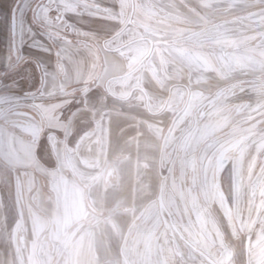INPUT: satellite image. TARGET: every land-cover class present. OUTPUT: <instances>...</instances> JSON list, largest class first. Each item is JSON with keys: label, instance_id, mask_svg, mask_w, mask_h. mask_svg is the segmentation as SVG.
Returning a JSON list of instances; mask_svg holds the SVG:
<instances>
[{"label": "crops", "instance_id": "obj_1", "mask_svg": "<svg viewBox=\"0 0 264 264\" xmlns=\"http://www.w3.org/2000/svg\"><path fill=\"white\" fill-rule=\"evenodd\" d=\"M36 1L13 35L15 0H0V264H177L154 204L133 222L158 191L168 130L190 124L176 106L205 97L168 206L221 264H264V185L247 180L264 144V0H134L132 17L131 0H46L34 14ZM141 37L154 43L143 62ZM234 143L228 203L218 159ZM212 197L235 210L232 241L207 219Z\"/></svg>", "mask_w": 264, "mask_h": 264}, {"label": "flooded vegetation", "instance_id": "obj_2", "mask_svg": "<svg viewBox=\"0 0 264 264\" xmlns=\"http://www.w3.org/2000/svg\"><path fill=\"white\" fill-rule=\"evenodd\" d=\"M17 1H19V3H18V7H19V5L21 4V2L23 0H15L13 7ZM38 1L39 0H37V2L35 3V5L32 9L33 12H35V9L37 8V6L40 3H42L43 1H46V0H42L40 2H38ZM11 12H12V8H11ZM16 20H17V17H16ZM185 37H187V36H183L182 38L184 39ZM205 38H206V36L200 35L197 40L204 41ZM168 41L169 40H162V41H159L157 43H168ZM170 41H171V43H174V42H177L178 39H172ZM210 99H211V97H205L202 100H198V101L193 100L192 105L190 104V101L188 100L187 105L179 104L176 106V110L174 113V115L176 116L175 117L176 120L177 119H180V120L185 119V120H188L189 121L188 123H190V124H188L187 128H185L184 131L181 132L179 134V136H177V137H176L177 130L176 131L174 130L175 131L174 133L172 131V127L168 130V133L165 136L166 138L164 140L163 146L164 147L167 146L168 149L171 148V153L168 157L169 158L168 161L167 160L165 161V164H163V158H162L161 166H160L161 167V177H160L161 180H160L158 191H157L156 195L145 204L143 209L140 210L139 215L136 216V220L133 222L134 224H136L137 221H139L143 217V215L147 212L148 208L154 204L156 206L159 214H160V218H161V222H162L163 227H165L169 231L170 241H171L172 246H173V251H174V254L176 257L177 264H212L197 249L204 251L211 258H213L217 264H221L219 259L215 255H213L210 251H208L206 248H204L201 245V242H199L198 240L191 237L190 234L185 232V230L179 226L180 220L176 216L177 212H175L176 211L175 208H170L168 206V198L170 197L171 194H173V189L171 186V173H176V171H178V169L180 170L181 157H182V155H180V151L183 147L182 144L185 140V135H187L190 132V130L192 129V127L194 126V124L197 120L196 117H198L199 113L202 111L205 104L208 103V101ZM167 100L168 101L166 102V104L170 101V98H168ZM150 101H151V99L148 97L146 99V102L149 105H150ZM170 136L172 138L173 137H175V138L172 139V138H170ZM238 145H239L238 143H234L231 145L224 146V150H223L222 154L219 156L220 158L218 159V162H219L218 170L220 171L219 172L220 175L216 180V186L219 189H222V187H223L221 185V182H222V178L226 175L225 171L226 170L230 171V169H231V171L233 173L234 166L236 168L238 167V162L236 163L234 161V158L236 157V152H237L238 147H239ZM163 154H164V152H163ZM162 157H163V155H162ZM161 184H163V187H164L163 188L164 201H165V204H166L168 210L170 211V214L172 217V218H170L165 212L166 218H167L166 221L164 220V218L161 214V210H160V206H159V202H158V198H157ZM230 189H231V187H230ZM205 212L207 213L206 208H205ZM174 225L178 228L179 232L175 229ZM218 235L220 237H222L223 239H225V237L227 238L226 235H224L222 232L220 233L219 231L216 233V236H218Z\"/></svg>", "mask_w": 264, "mask_h": 264}, {"label": "rangeland", "instance_id": "obj_3", "mask_svg": "<svg viewBox=\"0 0 264 264\" xmlns=\"http://www.w3.org/2000/svg\"><path fill=\"white\" fill-rule=\"evenodd\" d=\"M23 2V1H22ZM21 2V3H22ZM37 2V1H36ZM35 2V3H36ZM24 3V2H23ZM22 3V4H23ZM35 3L33 4V6H32V8L31 9H33V7H34V5H35ZM22 4L19 6V7H17V9H16V17L18 16V11H20V8L22 7ZM52 8H54V6H51ZM49 11H51V10H49ZM34 13V12H33ZM51 13L52 14H54V11H51ZM35 14V13H34ZM36 16H37V14H36ZM36 19V17L34 16V23H36L35 20ZM16 25H17V21H16ZM16 33H18L17 32V29H16ZM16 33H14V35L16 34ZM170 38V37H169ZM168 38V40L170 41V39ZM263 39V38H262ZM123 78H125V77H123ZM122 78V79H123ZM136 90V89H135ZM170 107H168L167 109H169ZM264 136V135H263ZM171 138V137H170ZM258 143V142H257ZM256 147L254 146V149H255ZM257 148H258V150H257V153H258V156H257V158H256V160H255V163H254V165H252V167L254 168V169H252L251 171H252V173H251V175L249 174V176H247L248 177V182L249 183H251V185H257V184H261V185H264V176H262V174H261V172L263 171V173H264V144H261L260 142L257 144ZM167 152H168V147L166 146V147H164V154H163V164H165V161L167 160L168 161V157H169V155H170V153H168V155H167ZM251 165V164H250ZM232 168V167H231ZM109 176H108V179L110 178V176H111V173L109 172ZM225 176L222 178V182H221V185L223 186V190H224V192H225V195H226V198L228 199V203H231L232 202V200H233V198L232 197H234L235 196V194H233L232 193V190H233V187L235 186V183H236V181H235V178H233V176H232V171H231V169H230V171L229 170H226L225 171ZM3 178H4V181H7V177H6V175H4L3 176ZM230 186H231V189H230ZM7 190V186H4V195H5V206H6V208L9 210V212L12 210V203H11V200H9V195L7 194L8 192L6 191ZM221 196V195H220ZM212 201L210 202H208L209 203V205H207V219L208 218H210V224H213L214 225V231L213 232H222V233H224V235H226L227 237H228V239H230V241H232V234H233V223H235V219H234V213H235V210L234 209H232V208H227L226 207V210H227V214H226V216H224V214H223V212H224V209H222L221 210V208H219V206H218V204H217V201L216 200H218L219 198L217 197L216 199H214V197H212ZM139 215V214H138ZM229 215V217H230V220L229 219H227L226 217ZM8 219H10V217H8ZM135 220V219H134ZM159 220H160V218H159ZM229 221H230V224H231V226L230 225H228V223H229ZM115 223V222H114ZM180 223H181V225H182V222L180 221ZM115 227H116V230H114V234L115 235H117V233H118V230H117V225H116V223H115ZM184 227V226H183ZM190 228V227H189ZM236 229H238V228H236ZM188 231L195 237L196 235L198 236V234H197V232L194 230V228H190V229H188ZM125 235V234H124ZM125 237V236H124ZM123 237V238H124ZM196 238V237H195ZM246 240H244L243 238L241 239V241L240 240H238L237 242H233L234 243V245H236L237 246V249H241V248H243L244 247V245H246V242H245ZM239 253V251H237V254ZM226 256V255H225ZM226 257H228V255L226 256Z\"/></svg>", "mask_w": 264, "mask_h": 264}, {"label": "water", "instance_id": "obj_4", "mask_svg": "<svg viewBox=\"0 0 264 264\" xmlns=\"http://www.w3.org/2000/svg\"><path fill=\"white\" fill-rule=\"evenodd\" d=\"M40 1H42V0H39L38 2H40ZM18 3H19V1H17L16 3H15V5H14V7H12V12H11V17H12V20H11V26H12V34L14 35V33H16V8L18 7ZM133 11H134V0H131V17H132V15H133ZM131 22V18H130V20H129V22L125 25V27L129 24ZM124 27V28H125ZM118 33V32H117ZM116 33V34H117ZM116 34H114V35H116ZM142 38H144V39H146V40H148L149 42H150V45H151V47H150V49H149V51L147 52V54L142 58V60H141V62H143L150 54H151V52H152V49H153V46H154V43H153V41H152V39L151 38H149V37H141V38H137V39H135V40H138V39H142ZM135 40H132V41H135ZM131 41V42H132ZM122 47H120V48H117L116 50H119V49H121ZM163 184H161V187H160V189H159V193H158V202H159V206H160V210H161V214H162V216H163V218H164V220L166 221L167 220V218H166V214L170 217V218H172L171 217V214H170V211L168 210V208H167V206H166V204H165V201H164V197H163ZM165 212H166V214H165ZM175 226V225H174ZM175 229L179 232V230H178V228L175 226ZM201 254H203L212 264H217L216 262H215V260L213 259V258H211L208 254H206L204 251H202V250H200V249H197Z\"/></svg>", "mask_w": 264, "mask_h": 264}, {"label": "snow or ice", "instance_id": "obj_5", "mask_svg": "<svg viewBox=\"0 0 264 264\" xmlns=\"http://www.w3.org/2000/svg\"><path fill=\"white\" fill-rule=\"evenodd\" d=\"M21 35V41H20V43H21V45L23 44V38H22V33L20 34ZM41 42L40 41H35L34 42V45H39ZM40 50H43V48H41ZM17 58H19V57H17Z\"/></svg>", "mask_w": 264, "mask_h": 264}, {"label": "trees", "instance_id": "obj_6", "mask_svg": "<svg viewBox=\"0 0 264 264\" xmlns=\"http://www.w3.org/2000/svg\"><path fill=\"white\" fill-rule=\"evenodd\" d=\"M182 39V38H181ZM179 41V40H178ZM169 43H171V41H169ZM174 43H176V42H174Z\"/></svg>", "mask_w": 264, "mask_h": 264}]
</instances>
